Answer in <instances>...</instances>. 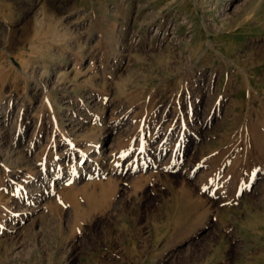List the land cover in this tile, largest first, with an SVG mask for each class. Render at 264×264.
<instances>
[{
  "label": "rangeland",
  "instance_id": "1",
  "mask_svg": "<svg viewBox=\"0 0 264 264\" xmlns=\"http://www.w3.org/2000/svg\"><path fill=\"white\" fill-rule=\"evenodd\" d=\"M263 111L264 0H0V264H264Z\"/></svg>",
  "mask_w": 264,
  "mask_h": 264
},
{
  "label": "crops",
  "instance_id": "2",
  "mask_svg": "<svg viewBox=\"0 0 264 264\" xmlns=\"http://www.w3.org/2000/svg\"><path fill=\"white\" fill-rule=\"evenodd\" d=\"M263 119H264V111L260 114V116H259V122L258 123L259 124L260 123H264V120Z\"/></svg>",
  "mask_w": 264,
  "mask_h": 264
},
{
  "label": "bare ground",
  "instance_id": "3",
  "mask_svg": "<svg viewBox=\"0 0 264 264\" xmlns=\"http://www.w3.org/2000/svg\"><path fill=\"white\" fill-rule=\"evenodd\" d=\"M44 89H45V88H44ZM94 149H95V148H94ZM96 149H97V148H96ZM80 159H85V158H84V155H81V156H80ZM80 159H79V160H80ZM74 173L77 174V173H78L77 170H76Z\"/></svg>",
  "mask_w": 264,
  "mask_h": 264
}]
</instances>
